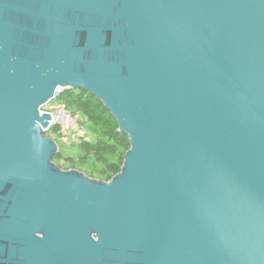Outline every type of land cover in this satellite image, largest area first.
<instances>
[{
	"label": "water",
	"instance_id": "1",
	"mask_svg": "<svg viewBox=\"0 0 264 264\" xmlns=\"http://www.w3.org/2000/svg\"><path fill=\"white\" fill-rule=\"evenodd\" d=\"M73 90L109 182L54 162ZM0 264H264V0H0Z\"/></svg>",
	"mask_w": 264,
	"mask_h": 264
},
{
	"label": "trees",
	"instance_id": "2",
	"mask_svg": "<svg viewBox=\"0 0 264 264\" xmlns=\"http://www.w3.org/2000/svg\"><path fill=\"white\" fill-rule=\"evenodd\" d=\"M57 101L63 103L74 114L80 115L89 124L90 132L96 136L94 141L89 138L80 140L79 149L83 156L75 160L71 156H64L61 152L54 158V162L62 161L67 165L65 170H78L90 178L109 182L120 173L123 157L130 149L129 139L119 132L116 120L104 105L94 96L80 90L64 92ZM60 129L54 127L51 133L59 134ZM100 165L102 168L98 169ZM88 166L90 172L82 168ZM96 175V176H95Z\"/></svg>",
	"mask_w": 264,
	"mask_h": 264
},
{
	"label": "built area",
	"instance_id": "3",
	"mask_svg": "<svg viewBox=\"0 0 264 264\" xmlns=\"http://www.w3.org/2000/svg\"><path fill=\"white\" fill-rule=\"evenodd\" d=\"M40 114H48L51 117L50 126L45 129L46 135L51 133L54 127H58L60 129L59 134L72 133L73 136L79 140L86 138L88 133V126L86 123L80 120L78 116L71 113L67 107L63 103L57 101V99L42 107Z\"/></svg>",
	"mask_w": 264,
	"mask_h": 264
},
{
	"label": "rangeland",
	"instance_id": "4",
	"mask_svg": "<svg viewBox=\"0 0 264 264\" xmlns=\"http://www.w3.org/2000/svg\"><path fill=\"white\" fill-rule=\"evenodd\" d=\"M71 113L74 114V112H72V111H71ZM74 115L78 116L80 120L85 122V119L82 116L77 115V114H74ZM86 125L88 126V133L86 135V138H89L90 141H94L96 139V136H94L90 132L89 124L87 123ZM47 136L52 138L53 140H55L57 142V144L59 145V148H60V152L64 156H71L75 160H79L83 156V153L79 149L80 140L78 138L74 137L72 133H67V134H64V133H61V134L49 133ZM57 163L62 165L64 170H65V168H67V165L64 164L62 161L57 162ZM97 168L100 169L102 167L100 165H98ZM82 169L84 171L90 172V170L88 169V166H85Z\"/></svg>",
	"mask_w": 264,
	"mask_h": 264
}]
</instances>
